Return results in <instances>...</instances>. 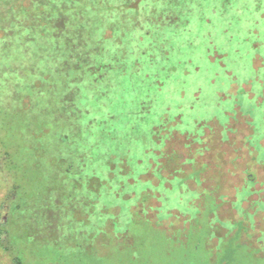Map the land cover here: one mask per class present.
<instances>
[{"label": "rangeland", "instance_id": "obj_1", "mask_svg": "<svg viewBox=\"0 0 264 264\" xmlns=\"http://www.w3.org/2000/svg\"><path fill=\"white\" fill-rule=\"evenodd\" d=\"M139 3L138 14L127 7V17L115 18L112 33L122 40L127 69L102 110L119 115L111 129L130 140L137 173L147 176L145 190L159 202L158 221L191 218L202 206L230 207L223 219L202 212L194 222L203 230L152 263L264 264V0ZM125 25L129 32L121 31ZM23 98L29 97L14 93L0 103V230L7 228V240L26 250L25 264H57L56 242H44L38 232L24 235L18 216L22 199L44 184L41 157L32 150L37 117ZM81 99L92 102L86 92ZM220 179L228 189H220ZM9 193L20 205L15 216L7 209ZM232 218L239 231L225 237L221 228ZM65 249L66 264H101L94 255L76 257L71 245ZM0 264H12L1 244Z\"/></svg>", "mask_w": 264, "mask_h": 264}, {"label": "trees", "instance_id": "obj_2", "mask_svg": "<svg viewBox=\"0 0 264 264\" xmlns=\"http://www.w3.org/2000/svg\"><path fill=\"white\" fill-rule=\"evenodd\" d=\"M139 1L0 0V103L14 93L29 97L20 103L37 117L32 150L41 157L44 173L43 186L22 199L25 211L18 216L24 235L38 232L44 242H56L57 264H66L69 245L76 257L94 255L101 264H153L201 228L194 220L202 212L207 219L210 211L221 218L223 211L230 212L215 204L173 224L158 221L159 202L145 190L147 176L137 173L130 140L111 129L119 115L102 110L113 102L116 77L127 69L122 40L112 33L119 26L115 18L127 17L129 9L138 14ZM95 107L99 115L91 113ZM222 180L220 189H228L219 184ZM6 199L15 216L18 200L13 203L12 193ZM232 219L221 228L225 237L236 229L238 218ZM7 233L0 230L1 249L12 264H25L26 250L8 241Z\"/></svg>", "mask_w": 264, "mask_h": 264}]
</instances>
